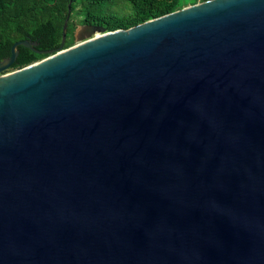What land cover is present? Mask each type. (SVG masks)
Segmentation results:
<instances>
[{
	"label": "water",
	"instance_id": "1",
	"mask_svg": "<svg viewBox=\"0 0 264 264\" xmlns=\"http://www.w3.org/2000/svg\"><path fill=\"white\" fill-rule=\"evenodd\" d=\"M75 41L0 62V264H264V0Z\"/></svg>",
	"mask_w": 264,
	"mask_h": 264
},
{
	"label": "trees",
	"instance_id": "2",
	"mask_svg": "<svg viewBox=\"0 0 264 264\" xmlns=\"http://www.w3.org/2000/svg\"><path fill=\"white\" fill-rule=\"evenodd\" d=\"M197 3L198 0H0V62L11 56L13 45L19 41L36 43L35 49L40 52H58L76 44L75 31L80 25L94 24L106 32L127 30ZM18 51L17 61L9 71L48 57L23 46Z\"/></svg>",
	"mask_w": 264,
	"mask_h": 264
},
{
	"label": "rangeland",
	"instance_id": "3",
	"mask_svg": "<svg viewBox=\"0 0 264 264\" xmlns=\"http://www.w3.org/2000/svg\"><path fill=\"white\" fill-rule=\"evenodd\" d=\"M198 1H199V3H201V2H204L205 0H198ZM14 71H16V70H14ZM14 71H12V70L9 71V70H8L9 73L14 72Z\"/></svg>",
	"mask_w": 264,
	"mask_h": 264
}]
</instances>
